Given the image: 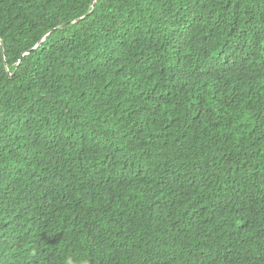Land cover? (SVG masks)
Instances as JSON below:
<instances>
[{"label":"trees","instance_id":"trees-1","mask_svg":"<svg viewBox=\"0 0 264 264\" xmlns=\"http://www.w3.org/2000/svg\"><path fill=\"white\" fill-rule=\"evenodd\" d=\"M93 1L0 0V264H264V0Z\"/></svg>","mask_w":264,"mask_h":264},{"label":"water","instance_id":"water-1","mask_svg":"<svg viewBox=\"0 0 264 264\" xmlns=\"http://www.w3.org/2000/svg\"><path fill=\"white\" fill-rule=\"evenodd\" d=\"M95 3H96V0L93 1V4H94V5H95ZM45 37H46V35L42 38V40L40 41V43L38 44V46L41 45V43H42V41L44 40Z\"/></svg>","mask_w":264,"mask_h":264}]
</instances>
